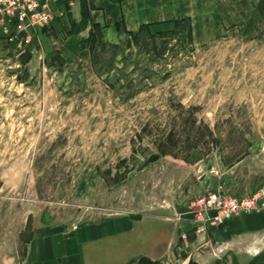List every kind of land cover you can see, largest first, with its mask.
<instances>
[{"label":"rangeland","instance_id":"obj_1","mask_svg":"<svg viewBox=\"0 0 264 264\" xmlns=\"http://www.w3.org/2000/svg\"><path fill=\"white\" fill-rule=\"evenodd\" d=\"M190 1L200 35L188 16L112 44L97 31L72 59L54 29L69 0L47 26L0 17V264L47 208L67 231L163 215L165 264H226L189 211L206 180L235 192L264 174V0Z\"/></svg>","mask_w":264,"mask_h":264},{"label":"crops","instance_id":"obj_2","mask_svg":"<svg viewBox=\"0 0 264 264\" xmlns=\"http://www.w3.org/2000/svg\"><path fill=\"white\" fill-rule=\"evenodd\" d=\"M63 6L58 9L60 18L54 23V29L56 36L65 34L62 56L66 59L74 58L82 42L97 31L104 42L112 44L144 25L163 31L180 16L193 17L190 0H72ZM192 22L195 37L203 31L193 19ZM42 57L40 50H36L30 62L34 59L40 62ZM211 182L206 180L204 189L222 183L211 185ZM261 185H264V174L254 186L240 183L236 190L245 194ZM169 234L165 217L152 213L98 220L77 231L61 230L52 224L40 225L18 264H143L149 258L165 264ZM208 237L216 249L224 248L226 264H264V211L241 214L225 225L210 227ZM183 259L186 264L190 256ZM220 261L221 258L219 261L215 258L210 263L199 264H221Z\"/></svg>","mask_w":264,"mask_h":264},{"label":"built area","instance_id":"obj_3","mask_svg":"<svg viewBox=\"0 0 264 264\" xmlns=\"http://www.w3.org/2000/svg\"><path fill=\"white\" fill-rule=\"evenodd\" d=\"M65 1L68 0H0V17L16 21L24 28L36 24L47 26L55 15L52 2ZM257 211H264V185L239 194L229 192L219 183L205 196L195 198L189 213L193 215L197 232L205 234L210 227H220L238 215Z\"/></svg>","mask_w":264,"mask_h":264},{"label":"trees","instance_id":"obj_4","mask_svg":"<svg viewBox=\"0 0 264 264\" xmlns=\"http://www.w3.org/2000/svg\"><path fill=\"white\" fill-rule=\"evenodd\" d=\"M179 19L188 21V22L190 23V27H189V28H190L191 32L193 31V22H192V19H191V18H189V17H181V18H179ZM175 23H176V26L178 27L180 22H179V20H177V21H175ZM145 29H148V27H147L146 25L142 26L140 30H145ZM133 33H136V32H133ZM133 33H130V34H133ZM94 35H95V34H92L91 37H90L88 40L82 42V46H83L85 43L91 41V40H92V37H93ZM104 44H106V42H104ZM108 44H109V43H108ZM31 56H32V55H31ZM30 59H31V57H30ZM30 59H29V60H30ZM164 153H165V152H164ZM231 192L233 193L234 191H231ZM235 193H237V190H236V189H235Z\"/></svg>","mask_w":264,"mask_h":264},{"label":"water","instance_id":"obj_5","mask_svg":"<svg viewBox=\"0 0 264 264\" xmlns=\"http://www.w3.org/2000/svg\"><path fill=\"white\" fill-rule=\"evenodd\" d=\"M55 217L52 215L50 209H45L40 217V222L43 225H50L54 222Z\"/></svg>","mask_w":264,"mask_h":264}]
</instances>
